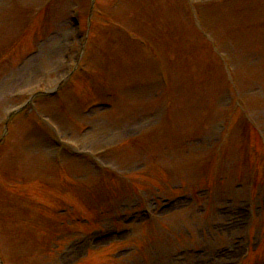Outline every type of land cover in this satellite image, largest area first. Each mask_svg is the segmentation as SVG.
<instances>
[{
    "label": "rangeland",
    "instance_id": "obj_1",
    "mask_svg": "<svg viewBox=\"0 0 264 264\" xmlns=\"http://www.w3.org/2000/svg\"><path fill=\"white\" fill-rule=\"evenodd\" d=\"M89 2L0 0L3 264H264V147L242 119H235L233 138L222 134L231 106L225 63L244 68L243 81L264 84V0H95L94 9ZM89 16L92 51L83 49ZM81 64L84 70L74 71ZM52 90L30 110L39 106L67 143L104 153L98 156L109 178L82 159L54 163L49 136L56 132H45L28 112L3 135L8 111ZM250 90L258 88L251 83ZM261 95L250 101L264 134ZM193 160L212 164L216 186L198 195V181L177 187L172 194L181 197L169 202L166 186L178 179L169 170ZM186 170L191 178L198 173ZM237 181L242 187L234 191ZM141 204L123 223L120 214ZM59 206L67 212L56 214ZM80 214L95 225H81Z\"/></svg>",
    "mask_w": 264,
    "mask_h": 264
}]
</instances>
